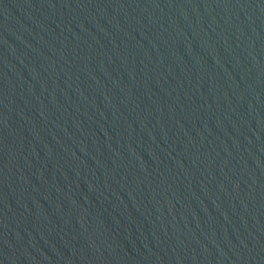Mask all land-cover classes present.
Returning <instances> with one entry per match:
<instances>
[{"label":"water","instance_id":"water-1","mask_svg":"<svg viewBox=\"0 0 264 264\" xmlns=\"http://www.w3.org/2000/svg\"><path fill=\"white\" fill-rule=\"evenodd\" d=\"M0 264H264V0H0Z\"/></svg>","mask_w":264,"mask_h":264}]
</instances>
